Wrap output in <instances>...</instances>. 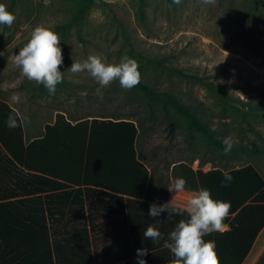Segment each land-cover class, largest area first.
<instances>
[{
  "label": "trees",
  "instance_id": "obj_1",
  "mask_svg": "<svg viewBox=\"0 0 264 264\" xmlns=\"http://www.w3.org/2000/svg\"><path fill=\"white\" fill-rule=\"evenodd\" d=\"M64 1L70 5V16L54 29L61 38V71L69 61L68 31L85 24L97 4V0ZM251 1L248 17L263 15L264 5L259 8L255 0ZM147 6L148 0H138L141 21L145 20ZM133 53L142 61L138 64L140 82L130 91L141 104L142 117L137 112L129 116L93 114L73 120L60 111L54 122H47L40 134L31 136L18 111L0 97V264H53V260L48 263V256L52 248L61 250L62 244L56 240L62 228L77 234L66 241L73 243V252L79 248L81 264L85 263L83 255L91 246L88 220L92 201L98 196H102L101 205L94 201V209L100 207L110 214L111 204L119 202L114 211L129 216L134 234L149 225L161 232L159 243L145 240L140 246L136 238L135 250L162 246L175 224L186 216H168L166 212L155 220L148 216V201L165 203L169 189L163 178L155 177L139 158L146 122L161 119L171 129L183 128L194 139L228 157H244L242 152L252 149L264 151V135L253 125L264 122L262 101H245L205 77L165 64L161 58L135 50ZM151 65L203 84L218 100L221 115L236 120L241 132L251 133L257 141L252 147L232 143L231 151L225 153V138L197 106L171 89L161 90L143 80V72ZM68 85L63 75L56 90H68ZM40 87L48 91L42 84ZM9 114L16 119L15 128L6 126ZM178 165L180 169L185 167L184 163L175 164V175ZM184 172L193 178L191 188H208L214 198L230 203L229 215L223 221L228 228L204 239L214 241L219 264H242L264 228V175L252 163L207 171L188 168ZM224 172L233 177L227 185L222 183Z\"/></svg>",
  "mask_w": 264,
  "mask_h": 264
},
{
  "label": "rangeland",
  "instance_id": "obj_2",
  "mask_svg": "<svg viewBox=\"0 0 264 264\" xmlns=\"http://www.w3.org/2000/svg\"><path fill=\"white\" fill-rule=\"evenodd\" d=\"M255 1L259 8L264 5V0ZM251 2L181 0L171 4L167 0H148L146 17L141 21L138 0H97L87 22L67 33L69 61L63 75L69 89L50 95L40 84L23 76L13 60L35 26L54 30L69 18L70 5L64 0H0L16 17L11 26L0 25V97L20 113L31 136L40 134L47 122H54L60 111L73 120L93 114L129 116L137 112L142 117L141 104L130 89L120 87L118 80L97 91L98 84L88 72L73 73L70 69L73 62L83 63L90 55L118 63L132 53L129 57L139 64L142 60L133 53L135 50L161 58L183 72L205 77L232 96L264 103V14L248 17ZM142 78L158 89L175 91L197 106L213 128L223 138L230 137L232 143L252 147L257 141L251 133L243 134L236 120L221 115L218 100L200 82L152 65ZM14 95H19V102L12 100ZM253 125L264 135V122ZM145 126L139 158L168 187L176 177L186 180L184 192L174 197V193L168 194V198L179 199L181 206L196 190L191 188L192 176L184 172L188 168L207 171L252 163L264 175V151L260 148L243 151L244 157H228L194 139L183 128L171 129L161 119L146 122ZM180 163L185 167L180 169L178 165L175 175L173 166ZM263 243L260 240L258 251Z\"/></svg>",
  "mask_w": 264,
  "mask_h": 264
},
{
  "label": "clouds",
  "instance_id": "obj_3",
  "mask_svg": "<svg viewBox=\"0 0 264 264\" xmlns=\"http://www.w3.org/2000/svg\"><path fill=\"white\" fill-rule=\"evenodd\" d=\"M180 2L181 0H173L176 4ZM205 2L210 3L211 0ZM15 19V15L6 5L0 3V25L11 26ZM13 63L28 80L42 84L50 95H54L56 86L63 80V71L60 70L63 55L58 34L46 26H35L27 42L16 52ZM70 69L73 73L88 72L98 84L97 91L110 86L116 80L126 90L140 82L138 64L129 56L121 57L118 63H107L100 56L90 55L83 63L73 62ZM12 100L19 102V95L12 96ZM6 126L10 129L17 126L12 114H9ZM223 143L225 153L230 152L231 138L225 137ZM232 179L229 172L223 173L222 183L227 185ZM168 189L174 193V197L185 191L186 180L176 177ZM173 197L162 204L151 203L148 216L154 220L165 212L168 216H186L175 224L164 245L174 256L176 264H219L214 241H206L204 237L213 232L224 231L223 221L229 215L230 203L214 198L211 190L205 187L191 191L181 207L175 206ZM142 237L144 240L158 241L161 239V232L156 226L149 225L142 232ZM147 253L145 248L136 250L137 264H147L144 259Z\"/></svg>",
  "mask_w": 264,
  "mask_h": 264
},
{
  "label": "crops",
  "instance_id": "obj_4",
  "mask_svg": "<svg viewBox=\"0 0 264 264\" xmlns=\"http://www.w3.org/2000/svg\"><path fill=\"white\" fill-rule=\"evenodd\" d=\"M9 105L16 109L13 105ZM101 197L102 196H98V198H95L92 201V208L88 220L91 246L90 252L87 251L88 253L83 255V258L86 260L85 263L137 264V254L134 246V240L137 238L138 244L141 246L142 242L145 241L142 237V232L144 230L136 232L135 234L133 233L129 216L125 217L124 214L120 215L118 212L114 211V208L119 206V202L111 204L113 210L110 214H106L105 210L100 207L94 209V201H98L97 204L101 205ZM171 199L172 198H168L165 202ZM174 201L175 206L181 207V204H178L179 201L176 199H174ZM148 202L153 203L154 201ZM104 203L106 204L105 201ZM125 218L127 221H124ZM227 228L228 226L226 225L224 230ZM58 235L56 242H60L62 244V248L59 252H56L52 248L51 257L49 258L50 255L48 256V263L53 260V264H81L82 259L80 258L79 248H75V251L73 252V249L70 248L73 246V243L71 242L69 245L66 241V238L77 237V234L73 232L68 233V230L62 228L58 230ZM260 240H264V228L258 235L252 250L242 264H264L263 262L260 263L262 257L264 256V243L262 245V249L258 251ZM156 242L159 243V240ZM164 245L165 243L158 248L148 250L147 255L144 257L147 264H176L174 256ZM72 252L74 254H72Z\"/></svg>",
  "mask_w": 264,
  "mask_h": 264
},
{
  "label": "built area",
  "instance_id": "obj_5",
  "mask_svg": "<svg viewBox=\"0 0 264 264\" xmlns=\"http://www.w3.org/2000/svg\"><path fill=\"white\" fill-rule=\"evenodd\" d=\"M177 201L179 200V199H176ZM180 201V200H179Z\"/></svg>",
  "mask_w": 264,
  "mask_h": 264
}]
</instances>
